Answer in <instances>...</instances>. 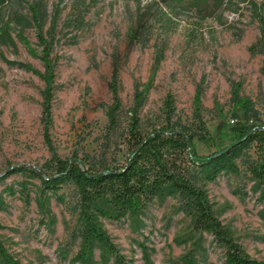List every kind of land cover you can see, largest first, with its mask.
I'll return each instance as SVG.
<instances>
[{"label": "rangeland", "instance_id": "374dc122", "mask_svg": "<svg viewBox=\"0 0 264 264\" xmlns=\"http://www.w3.org/2000/svg\"><path fill=\"white\" fill-rule=\"evenodd\" d=\"M222 1L216 13L202 21L188 0H171L172 9L163 0L0 2V239L15 258L25 264H103L105 255L96 244L93 254L85 256L79 194L72 182L42 192L40 179L29 174L1 179L18 164L45 174L55 170L44 137L45 84L39 76L44 70L39 58L43 46L29 4L37 7L46 37L54 39L52 145L62 158L77 155L98 167L123 164L129 155L131 109L138 91H143L137 109L140 132L147 134L166 123L163 100L171 92V123L198 132L204 122L217 143L196 137L199 154L233 141L235 87L252 102L240 118L248 126L264 125V52L250 49L260 35L255 4L264 12V0ZM214 2L206 0L202 7L211 11ZM114 69L121 107L111 122L107 113ZM198 87L200 118L194 105ZM256 158V147L250 144L235 159L236 169L214 181L205 179L198 164H190L189 173L206 190L233 236L251 256L264 261V185L250 171ZM23 181L29 182L28 200ZM98 221L126 264H182L179 259L192 247L197 248L198 264H226L224 248L210 233L193 231L191 217L181 210L176 195L161 194L119 221ZM0 264H6L1 257ZM107 264H115L113 256Z\"/></svg>", "mask_w": 264, "mask_h": 264}, {"label": "trees", "instance_id": "16d2710c", "mask_svg": "<svg viewBox=\"0 0 264 264\" xmlns=\"http://www.w3.org/2000/svg\"><path fill=\"white\" fill-rule=\"evenodd\" d=\"M8 0H0L4 3ZM172 9L175 5L171 0H163ZM182 1V0H178ZM197 8V19L205 20L213 16L223 4L222 0H215L211 11L202 3L206 0H188ZM252 3H254L252 1ZM34 14V23L37 28L39 43L43 46L39 58L43 62L44 70L39 73L43 79V122L44 137L52 151L51 160L54 163V172L43 173L36 167L18 164L11 166L1 179L13 173L29 174L38 177L45 188H55L65 180L72 182L79 194V218L82 223L81 239L86 257L93 254L94 247L99 244L103 248V264L107 259L114 257L115 264H126L124 255L112 240L110 234L99 223V218L119 221L130 214L142 211L155 197L169 193L176 195L181 210L191 217L192 229L195 232H208L213 236L215 243L224 248L226 264H264V261L251 256L243 245L233 236L231 231L217 216L206 190L196 184L190 177V164H198L207 181H214L224 171L236 169L235 159L239 156L244 146L254 144L257 158L250 166V171L255 179L264 185V125L248 126L240 118L252 105L250 99L239 95L235 87L232 99L235 108L232 112L234 122L230 128L233 141L217 150L204 155L197 152L195 138L198 137L206 144H217L204 122H200L199 131H191L182 126L176 127L171 123L175 111V97L167 92L163 100V112L166 123L154 128L151 132L143 134L139 130L137 109L142 104L143 91H138L132 107L129 125L128 146L130 153L123 164H101L98 167L89 165L77 155L68 158L60 157L52 145L49 128L51 125V109L54 95L56 60L52 57L54 39L46 37L43 24L38 18L37 7L29 4ZM180 9H184L181 5ZM205 10V11H204ZM256 17L260 25V35L250 49L254 52H264V12L255 4ZM55 28L52 23L51 29ZM19 37L29 45L27 39ZM35 53L36 49L30 47ZM26 66V65H24ZM29 68V66H27ZM37 73L36 70L32 69ZM109 89L112 94V103L108 108V117L115 122V114L121 107L119 96V80L116 69L113 70ZM202 87H198L194 105L199 114L201 105ZM200 118V116H199ZM22 190H28V181L20 183ZM9 192L13 188L9 187ZM28 200V193L25 194ZM1 228V225H0ZM0 257L6 264H25L15 258L0 239ZM182 264H198L197 248L189 249L181 256Z\"/></svg>", "mask_w": 264, "mask_h": 264}]
</instances>
